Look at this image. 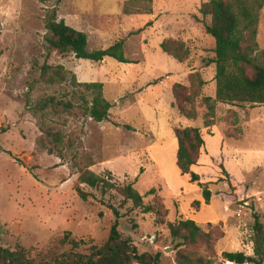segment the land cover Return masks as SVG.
I'll list each match as a JSON object with an SVG mask.
<instances>
[{"label":"rangeland","instance_id":"rangeland-1","mask_svg":"<svg viewBox=\"0 0 264 264\" xmlns=\"http://www.w3.org/2000/svg\"><path fill=\"white\" fill-rule=\"evenodd\" d=\"M128 1L133 0H0V246L14 250L20 245L32 249L31 257H36L42 251L70 250V239L83 242L77 250L81 253L106 242L115 216L99 199L84 200L78 194L79 173L71 162L75 155L79 161H92L89 168L97 174L111 172L117 183L134 182L146 203L152 201L154 195L148 193L155 188L168 211L167 221L194 219L216 239L215 264H235L222 253L253 254L254 213L264 223V105L216 100L212 62L216 43L200 13L209 0L132 5L143 11L150 5L152 13L146 14H126ZM53 9L58 19L88 34L89 50L122 39L126 56L136 62L109 57L95 62L57 53L47 59L46 16ZM258 30V53L264 64V7ZM167 38L184 41L189 57L180 62L165 53L161 43ZM46 60L64 65L79 82L103 83L104 96L114 105L109 120L103 122L79 112L51 121L73 143L66 159L38 145L40 120L28 108L30 102L53 92L45 87L31 90L39 76L35 65ZM194 73L205 85L197 100V117L187 118L172 89L175 83L190 87ZM61 89L69 93L72 86ZM208 96L215 102L209 123L203 101ZM188 126L202 128L206 136V148L193 170L214 194L210 205L205 203L203 187L177 166L175 131ZM228 193L238 198L229 200ZM197 200L199 209L194 205ZM119 230L140 252L160 254L159 264H179L177 253L189 254L186 248L175 249L177 241L167 226H157L151 214L134 211L119 220ZM198 251L210 254L205 245Z\"/></svg>","mask_w":264,"mask_h":264},{"label":"trees","instance_id":"trees-1","mask_svg":"<svg viewBox=\"0 0 264 264\" xmlns=\"http://www.w3.org/2000/svg\"><path fill=\"white\" fill-rule=\"evenodd\" d=\"M153 0H133L125 5L126 14L152 13L149 5L145 11L141 7L133 8L135 4H152ZM264 7V0H209L200 8V13L205 20V28L209 35L215 39L217 91L216 100L237 105H264V64L260 61L258 53V28L260 13ZM209 19V21H206ZM47 32L44 36V45L47 59L53 53L59 55L74 54L83 58L99 62L105 58H113L119 62L132 63L125 53V41L120 39L107 48L89 50L88 34L67 24L65 20L58 19L55 9L46 16ZM162 50L183 62L189 57L190 49L184 41L167 38L161 43ZM264 55V52H263ZM39 76L34 79L31 90L35 87L53 89L45 93L33 103L28 104L29 110L40 120L42 134L38 138V145L57 155L62 159L68 157V150L73 147L71 139L65 140L63 130L55 123V118L64 114L81 113L97 122L109 120L113 103L104 96V85L101 82H79L75 74L70 73L64 65L49 63L35 65ZM190 87L175 83L173 95L180 112L187 118H196L197 100L205 81L199 73L191 76ZM70 84L72 91L62 93V86ZM208 112L206 117L209 123L215 113V102L212 97L203 99ZM177 166L184 176H189L190 181L203 187V197L207 205L213 198L212 190L201 182L199 173L193 170L206 148V136L200 127L177 128ZM73 168L79 173V185L76 190L80 197L88 200L91 196L100 200L114 214L115 221L106 242L101 246L92 245L88 253H81L78 248L82 241L70 239L68 243L72 248L63 253L42 251L40 255L31 257L32 249L18 245L14 250L0 246V264H159L160 254L152 255L140 252L133 244L131 237H124L119 230V220L130 216L139 210L144 214L154 216L157 226H167L174 241L175 249L186 248L189 254L177 253L179 264H215L216 239L212 232H205L202 227L190 218H179L167 221L168 211L163 200L152 188L148 194L154 197L149 203L145 202V195L139 192L134 182L117 183L113 174H97L89 167L92 161L85 163L72 155ZM223 167V166H222ZM223 173L229 176L223 167ZM220 180H224L223 177ZM91 190H85L82 186ZM99 192L102 198L93 192ZM114 194V195H113ZM118 195L121 199H118ZM229 200H236L238 194H226ZM111 196V197H110ZM107 197H110L106 200ZM226 197H224V200ZM119 202V206L116 205ZM199 209L201 201H195ZM127 206L126 212L122 210ZM254 243L253 254L244 251H224L222 257L235 264H264V223L258 213H254L252 225ZM62 243L67 242L63 239ZM205 245L209 255L200 254L198 248ZM34 250V249H33Z\"/></svg>","mask_w":264,"mask_h":264},{"label":"crops","instance_id":"crops-1","mask_svg":"<svg viewBox=\"0 0 264 264\" xmlns=\"http://www.w3.org/2000/svg\"><path fill=\"white\" fill-rule=\"evenodd\" d=\"M227 261V260H226Z\"/></svg>","mask_w":264,"mask_h":264}]
</instances>
